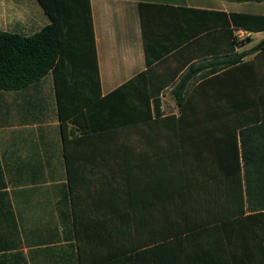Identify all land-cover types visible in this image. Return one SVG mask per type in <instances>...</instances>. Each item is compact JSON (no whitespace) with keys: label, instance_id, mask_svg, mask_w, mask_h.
<instances>
[{"label":"crops","instance_id":"crops-1","mask_svg":"<svg viewBox=\"0 0 264 264\" xmlns=\"http://www.w3.org/2000/svg\"><path fill=\"white\" fill-rule=\"evenodd\" d=\"M89 5L100 97L146 70L157 88L179 71L159 100L162 117H180L173 90L186 79L183 124L141 128L140 144L132 131L120 143L75 131L65 148L52 75L0 91V264H227L229 254L244 259L248 249L259 258L264 159H242L238 128L261 114L255 82L245 77L252 68L240 64L264 48V31L235 29L220 14L264 16V0ZM48 23L36 0L0 3L2 31L30 35ZM226 31L250 38L235 49L246 54L232 67H224ZM76 81L90 91L93 78ZM246 142L264 148L260 137ZM233 213L255 220L210 223ZM181 229L190 237L176 238Z\"/></svg>","mask_w":264,"mask_h":264},{"label":"trees","instance_id":"trees-1","mask_svg":"<svg viewBox=\"0 0 264 264\" xmlns=\"http://www.w3.org/2000/svg\"><path fill=\"white\" fill-rule=\"evenodd\" d=\"M36 1L49 20L47 25L30 35L0 30V91H19L37 83L47 75H52L62 131V145L65 148L67 143L78 139L75 131L81 135L96 134L103 143L125 142V139L130 137L129 131H132L131 136L140 144L141 128L175 127L183 121L185 99L183 91L186 79H182L173 90L181 116L162 117L160 113L159 95L164 87L173 83L179 71L157 88L150 71L146 70L109 94L100 97L89 0ZM220 16L226 18V25L230 24L235 29H243L250 33L264 31V16L230 14L229 20L225 14ZM226 32L227 47L222 51L231 56L224 62V67H232L241 63V58L246 54V52L236 54L235 49L243 47L250 38L239 41L232 32ZM240 65L252 68L245 77L255 82L256 107L261 112L259 117L247 119L245 124L238 128L241 157L244 161H248L259 153L264 159V148L257 149L253 144L246 142L248 136L264 139V48L255 54L252 61ZM216 72L214 70L211 73ZM84 74L93 78L90 91L87 87L76 83V77ZM66 79L70 83L65 84ZM82 92L85 94H82L84 97L81 100L78 97ZM68 137L72 138L69 140ZM188 174V166L182 165L179 176L184 180L180 185L182 191L189 189L185 186V178ZM258 208V211L264 210V203ZM259 216L264 214L258 215L257 218ZM254 220L252 216L242 218L241 214L233 213L224 220L219 218L210 223H252ZM167 221H171V218L167 217ZM182 221L189 222L188 215L184 214ZM218 232L222 239L226 241L229 239L228 231L225 229L221 228ZM190 233V229H181L175 234L176 238L185 239L190 237ZM229 233L232 237L234 232ZM229 249L231 250L232 247L230 246ZM261 249L262 254L259 258H254L253 252L249 249V255L243 256L244 259L238 260L233 254H229L227 264H264V246ZM225 262L218 258L214 264H225Z\"/></svg>","mask_w":264,"mask_h":264},{"label":"rangeland","instance_id":"rangeland-1","mask_svg":"<svg viewBox=\"0 0 264 264\" xmlns=\"http://www.w3.org/2000/svg\"><path fill=\"white\" fill-rule=\"evenodd\" d=\"M9 1H10V0H0V3H1L2 5H4V4H5V5H8V4H9ZM169 96H170V95H169ZM169 96H168V97H169ZM170 100L173 102L172 97H170Z\"/></svg>","mask_w":264,"mask_h":264},{"label":"built area","instance_id":"built-area-1","mask_svg":"<svg viewBox=\"0 0 264 264\" xmlns=\"http://www.w3.org/2000/svg\"><path fill=\"white\" fill-rule=\"evenodd\" d=\"M236 37H237L238 39H243V36L241 35V33H237V34H236Z\"/></svg>","mask_w":264,"mask_h":264}]
</instances>
